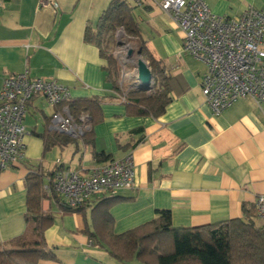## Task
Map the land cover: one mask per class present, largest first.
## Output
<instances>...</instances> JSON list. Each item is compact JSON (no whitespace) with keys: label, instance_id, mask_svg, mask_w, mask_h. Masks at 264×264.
I'll return each instance as SVG.
<instances>
[{"label":"crops","instance_id":"obj_1","mask_svg":"<svg viewBox=\"0 0 264 264\" xmlns=\"http://www.w3.org/2000/svg\"><path fill=\"white\" fill-rule=\"evenodd\" d=\"M53 1L56 7L39 0H0V90L11 74L54 78L69 88L72 98L103 97L101 120L92 127L91 144L77 139L45 150L42 136L55 131L49 117L61 106L42 96L30 101L23 121L24 156L0 172V241L26 229L25 177L30 171L63 167L87 172L127 154L135 183L119 190L116 195L124 199L108 210L114 234L151 221L157 210H169L174 227H198L241 218L244 205L254 207L256 197L264 194V105L243 98L213 114L201 92L206 67L182 51L184 32L151 0L141 5L132 0L141 37L165 70L170 101L158 117L129 115L123 102L109 97L113 92L106 61L86 38L110 0ZM204 2L211 12L226 17L248 6L264 7V0ZM138 128L139 133H131ZM94 151L110 158L97 161ZM47 181L40 209L52 214L53 222L43 239L57 260L37 264H141L137 259L119 262L96 237H89L99 226L94 207L110 195L94 196L81 211H71L60 197L45 191Z\"/></svg>","mask_w":264,"mask_h":264},{"label":"trees","instance_id":"obj_2","mask_svg":"<svg viewBox=\"0 0 264 264\" xmlns=\"http://www.w3.org/2000/svg\"><path fill=\"white\" fill-rule=\"evenodd\" d=\"M130 3L132 0H110L100 14L96 27L86 30V38L97 46L101 58L106 61V80L113 92L109 97L119 99V96L124 95L123 103L129 115L158 117L163 114L170 101L167 77L161 62L155 58L141 37ZM119 28L126 35L139 40L141 56L148 63L155 83L152 91L147 92L139 85V88L122 91L118 82L117 61L106 47L107 37H113ZM103 100V97L71 98L65 102L76 120L81 115L89 117L90 128L79 138L57 131L44 134L42 138L45 150L54 144L70 143L77 139L91 144L92 127L101 120ZM141 130L134 129L131 133H139ZM141 140L142 137L134 145ZM93 154L97 161L110 158L103 151H94ZM57 168L45 173L33 170L26 175L24 217L27 226L21 235L0 241V264H37L40 260H57L53 249L47 248L43 239V231L52 224L53 216L41 212L40 209V201L44 196V178L49 183ZM52 196L56 195L52 193ZM123 199L124 197L113 195L98 200L94 207L93 220L99 226L96 232L89 234L91 240L94 241L96 237L119 262L137 259L141 264H264V222L256 223L258 218L254 207L244 205L241 218H229L198 227H174L169 210H157L151 221L114 234L110 228L112 218L108 210ZM85 205L68 209L81 211Z\"/></svg>","mask_w":264,"mask_h":264},{"label":"built area","instance_id":"obj_3","mask_svg":"<svg viewBox=\"0 0 264 264\" xmlns=\"http://www.w3.org/2000/svg\"><path fill=\"white\" fill-rule=\"evenodd\" d=\"M39 1L56 7L53 0ZM151 1L169 13L184 32L182 51L205 65L201 92L213 114L243 98L264 105V7L248 6L237 16L226 17L211 12L204 0ZM135 3L141 5L144 0ZM134 74L133 82L139 85L136 69ZM36 96L61 106L49 117L51 129L79 138L90 128L87 115L76 120L68 110L65 102L72 96L67 86L54 78L31 77L26 72L8 75L0 90V172L24 156L27 130L23 121ZM119 100L124 102L125 96ZM134 183V164L127 154L87 172L59 167L44 189L60 197L68 208H79L94 196H113L119 190L132 189ZM254 208L256 217L264 220V194L256 197Z\"/></svg>","mask_w":264,"mask_h":264},{"label":"rangeland","instance_id":"obj_4","mask_svg":"<svg viewBox=\"0 0 264 264\" xmlns=\"http://www.w3.org/2000/svg\"><path fill=\"white\" fill-rule=\"evenodd\" d=\"M145 35H147V29L145 26L142 27ZM121 28L117 30L113 37H107L106 45L110 50L111 54L117 61L119 67L118 82L121 85L122 91H127L130 88L138 87L134 78V72L136 69V58L138 57L137 51L139 50V40L137 38H132L126 34L120 32ZM127 47L133 48V53L127 55ZM155 88L154 81L151 86L145 90L147 92L152 91ZM264 220L258 219L257 224H261Z\"/></svg>","mask_w":264,"mask_h":264},{"label":"water","instance_id":"obj_5","mask_svg":"<svg viewBox=\"0 0 264 264\" xmlns=\"http://www.w3.org/2000/svg\"><path fill=\"white\" fill-rule=\"evenodd\" d=\"M132 53H133V48L128 47L127 55H131ZM137 55H138L136 59L137 79L140 82L139 83L140 88H142L143 90H147L153 82L151 69L148 63L141 56L140 49L137 51Z\"/></svg>","mask_w":264,"mask_h":264}]
</instances>
